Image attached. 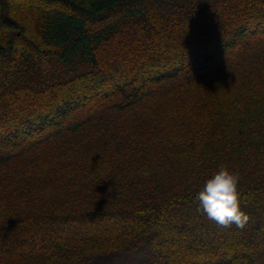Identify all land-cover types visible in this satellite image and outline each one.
<instances>
[{"label":"trees","instance_id":"16d2710c","mask_svg":"<svg viewBox=\"0 0 264 264\" xmlns=\"http://www.w3.org/2000/svg\"><path fill=\"white\" fill-rule=\"evenodd\" d=\"M0 264H264V0H0Z\"/></svg>","mask_w":264,"mask_h":264},{"label":"clouds","instance_id":"9594fccd","mask_svg":"<svg viewBox=\"0 0 264 264\" xmlns=\"http://www.w3.org/2000/svg\"><path fill=\"white\" fill-rule=\"evenodd\" d=\"M239 182V173L222 165L197 192V211L206 214L220 227L230 228L234 224L238 229H244L250 217L241 208Z\"/></svg>","mask_w":264,"mask_h":264}]
</instances>
